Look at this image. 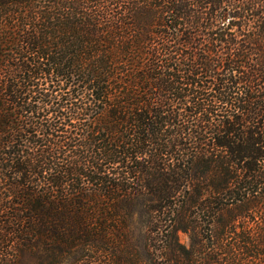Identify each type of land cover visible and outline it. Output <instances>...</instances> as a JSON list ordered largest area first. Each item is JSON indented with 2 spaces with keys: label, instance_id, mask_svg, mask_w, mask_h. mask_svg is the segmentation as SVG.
I'll return each instance as SVG.
<instances>
[{
  "label": "trees",
  "instance_id": "trees-1",
  "mask_svg": "<svg viewBox=\"0 0 264 264\" xmlns=\"http://www.w3.org/2000/svg\"><path fill=\"white\" fill-rule=\"evenodd\" d=\"M54 253L264 264V0H0V264Z\"/></svg>",
  "mask_w": 264,
  "mask_h": 264
},
{
  "label": "rangeland",
  "instance_id": "rangeland-1",
  "mask_svg": "<svg viewBox=\"0 0 264 264\" xmlns=\"http://www.w3.org/2000/svg\"><path fill=\"white\" fill-rule=\"evenodd\" d=\"M126 212L129 214L133 215V219H134V224L138 229L137 232V239L139 241V251L141 254H143V250H142V246L144 243V224H146V220H147V215L146 212L143 208V206L140 204V202H135L131 205H128L126 208ZM53 262L52 264H59L57 263V254L54 253L53 254ZM78 258V255H71V257L69 258L68 263H73L74 261Z\"/></svg>",
  "mask_w": 264,
  "mask_h": 264
}]
</instances>
